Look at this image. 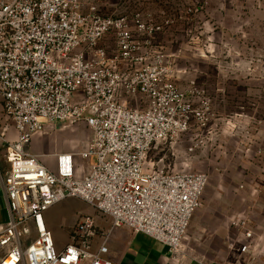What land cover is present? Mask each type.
Segmentation results:
<instances>
[{
	"label": "built area",
	"instance_id": "built-area-1",
	"mask_svg": "<svg viewBox=\"0 0 264 264\" xmlns=\"http://www.w3.org/2000/svg\"><path fill=\"white\" fill-rule=\"evenodd\" d=\"M164 26L148 11L103 13L96 0H0V108L11 123L0 125L8 166L0 170L8 210L0 264H116L106 254L119 227L179 252L208 176L146 165V157L156 143L204 126L210 110L203 88L174 80L156 41ZM78 122L90 130L87 147L56 154L55 168L29 149L46 123ZM75 156L96 161L78 176ZM66 197L108 217L109 227L83 214L57 245L45 212ZM229 227L237 263L264 264V222L245 214Z\"/></svg>",
	"mask_w": 264,
	"mask_h": 264
},
{
	"label": "rangeland",
	"instance_id": "rangeland-1",
	"mask_svg": "<svg viewBox=\"0 0 264 264\" xmlns=\"http://www.w3.org/2000/svg\"><path fill=\"white\" fill-rule=\"evenodd\" d=\"M106 14L148 11L164 23L156 37L182 88H203L210 118L174 141H160L146 165L169 171H203L208 176L201 203L182 242L191 251L221 262L231 260L229 223L250 214L264 222V0H96ZM11 125L2 115L0 125ZM9 138L15 136L10 126ZM12 133L14 134L12 136ZM90 130L83 122L46 123L29 149L55 168V155L87 147ZM78 176L89 171L95 156L74 157ZM83 214L104 228L108 217L75 197H66L46 212L57 245L67 242L69 227ZM29 242V241H28ZM27 242V243H28Z\"/></svg>",
	"mask_w": 264,
	"mask_h": 264
},
{
	"label": "crops",
	"instance_id": "crops-1",
	"mask_svg": "<svg viewBox=\"0 0 264 264\" xmlns=\"http://www.w3.org/2000/svg\"><path fill=\"white\" fill-rule=\"evenodd\" d=\"M11 131L9 129L8 134ZM2 154L3 148L0 146V170L3 174L8 169V166L3 160ZM7 219V204L4 189L0 182V227L6 223ZM45 219L48 225L47 216H45ZM192 221L194 227L197 224V220L191 219ZM108 227L109 223L107 222L103 229H107ZM229 229L228 238L231 240L233 232L230 227ZM107 245L108 253L106 256L115 261L116 264H238L239 258L236 253H233L231 260L221 262L210 257H205L202 253L191 251V247L185 242H181L179 252L173 255L161 242L145 234L132 232V230L126 227L114 228L110 233Z\"/></svg>",
	"mask_w": 264,
	"mask_h": 264
}]
</instances>
